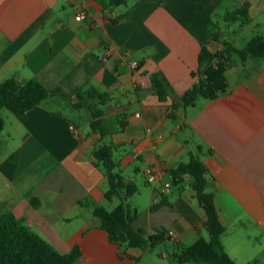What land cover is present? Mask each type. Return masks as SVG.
<instances>
[{
	"label": "crops",
	"instance_id": "1",
	"mask_svg": "<svg viewBox=\"0 0 264 264\" xmlns=\"http://www.w3.org/2000/svg\"><path fill=\"white\" fill-rule=\"evenodd\" d=\"M246 4L251 23L226 32V14ZM80 12L83 21L76 20ZM253 25L264 28V0H131L114 8L107 0H0V84L36 80L52 95L22 117L1 113L0 216L13 214L59 253L79 248L74 264H170L178 244L209 239L206 213L190 185L174 187L171 179V170L194 153L207 168L208 192L227 229L226 253L237 264H264V58L234 59L226 93L199 99L176 120L169 116L197 81L202 47L212 53L224 42L244 48L240 37ZM152 73L171 86L166 102L153 92ZM87 86L110 93L105 118L125 124L102 142L114 147L125 179L137 185L142 175L146 182L149 167L159 174L140 192L148 209L136 227L148 236L166 229L165 252L136 248L122 257L93 214L94 205L107 209L109 202L108 181L94 165L101 137L83 133L59 110L73 108ZM110 203L115 209L119 201Z\"/></svg>",
	"mask_w": 264,
	"mask_h": 264
},
{
	"label": "trees",
	"instance_id": "2",
	"mask_svg": "<svg viewBox=\"0 0 264 264\" xmlns=\"http://www.w3.org/2000/svg\"><path fill=\"white\" fill-rule=\"evenodd\" d=\"M129 1L131 0H107L108 6L112 8L126 5ZM225 21L240 22L242 28L249 25L251 23L249 4L228 12ZM223 45L224 49L217 53L210 52L206 46L202 47L199 68L193 75L197 81L173 103L170 118L176 120L178 115L194 107L199 99L214 101L226 93L229 88L227 66L234 59L244 63L264 58V36L261 35L254 36L244 48H238L228 42H224ZM149 76L154 94L161 102H166L171 94V86L166 77L162 73H152ZM51 96L50 92L36 80L21 83L15 78H10L1 83L0 135L5 126L2 111L22 117ZM76 101L72 103V107L88 114L91 133L101 137L100 144L95 147L93 154L96 159L94 165L103 171L108 181L109 187L105 197L109 202L119 201L118 206L112 211L103 206H93V214L101 221V227L108 233L110 242L119 246L122 257H129L126 253L128 249L138 248L146 251L165 243L169 240L166 229L157 230L148 236L145 229L136 227L139 211L132 208L128 201L139 192V188L136 184L128 182L119 170L113 153L114 147L102 143L115 133L114 127L117 126L119 130L125 128L121 117L117 122L105 118V108L113 102L112 95L100 92L93 86H87L77 94ZM207 174L204 162L194 153L191 154L188 163L171 170L174 187L188 183L193 190L195 198L206 213L203 226L209 234V239L200 238L191 246L178 244L172 257L178 264H237L224 249L222 237L227 229L220 221L214 194L208 192ZM32 204L37 208L40 200L33 198ZM162 205H153L151 209L155 210ZM81 256L82 253L77 247L68 254L59 253L13 214L0 216V264H74Z\"/></svg>",
	"mask_w": 264,
	"mask_h": 264
},
{
	"label": "rangeland",
	"instance_id": "3",
	"mask_svg": "<svg viewBox=\"0 0 264 264\" xmlns=\"http://www.w3.org/2000/svg\"><path fill=\"white\" fill-rule=\"evenodd\" d=\"M263 21V20H261ZM239 23L240 22H235V23H231L229 24V27L226 29V32L232 34L233 32L235 33L240 27H239ZM263 23V22H262ZM241 26V23H240ZM254 27H252L250 29V31L248 32V35H244L240 37V41H239V45L241 47H245L249 41L256 35H261L264 36V28L258 27L253 25ZM264 64V61H263ZM229 78L232 79L233 76L231 74H229ZM62 113H64L71 121H73L80 129H82L83 133H88L90 131L89 126L86 123V120L84 119L87 115L85 112L83 111H78L74 108H70V107H63L59 109ZM133 173V172H132ZM125 176L128 175V173H124ZM147 182V181H146ZM145 182V180L143 179V176H139V181L137 183V186L139 189V192L133 196L132 198L129 199L130 201V206L133 207H138L139 213L143 214L144 209H148V204H147V197L146 194L144 192L140 193L141 190L143 191V187H150V185H148ZM106 207L107 209H109V211L114 209V206L111 205L110 202L106 201ZM144 217L146 215V213L143 214ZM160 251H164L165 252V247L164 244H158L155 247H153L152 251L153 253L151 254H158ZM171 250L168 251V253H170ZM170 264H178L175 262H171Z\"/></svg>",
	"mask_w": 264,
	"mask_h": 264
},
{
	"label": "built area",
	"instance_id": "4",
	"mask_svg": "<svg viewBox=\"0 0 264 264\" xmlns=\"http://www.w3.org/2000/svg\"><path fill=\"white\" fill-rule=\"evenodd\" d=\"M86 19V14L83 13V12H80L77 16H76V20L77 21H83ZM72 131L74 132V134L76 136H79L80 135V132L74 128V127H71ZM144 175H145V178H146V181L149 183V184H153L155 182H157V179L159 178V174L151 167L147 168L145 171H144ZM171 189V184L167 183L164 187V191L166 192H169Z\"/></svg>",
	"mask_w": 264,
	"mask_h": 264
}]
</instances>
